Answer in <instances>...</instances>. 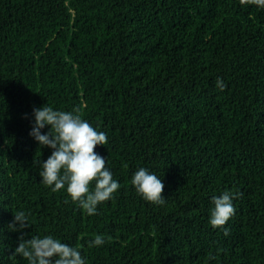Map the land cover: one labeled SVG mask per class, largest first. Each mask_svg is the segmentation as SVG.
I'll use <instances>...</instances> for the list:
<instances>
[{
  "label": "trees",
  "instance_id": "trees-1",
  "mask_svg": "<svg viewBox=\"0 0 264 264\" xmlns=\"http://www.w3.org/2000/svg\"><path fill=\"white\" fill-rule=\"evenodd\" d=\"M41 106L79 110L106 133L94 151L121 187L96 215L40 182L33 161L51 149L29 132ZM140 167L162 180L164 203L136 193ZM224 191L235 213L213 228ZM18 211L28 227H9ZM49 234L86 264H264V9L0 0V264H28L15 248ZM97 234L105 243L91 247Z\"/></svg>",
  "mask_w": 264,
  "mask_h": 264
},
{
  "label": "clouds",
  "instance_id": "clouds-1",
  "mask_svg": "<svg viewBox=\"0 0 264 264\" xmlns=\"http://www.w3.org/2000/svg\"><path fill=\"white\" fill-rule=\"evenodd\" d=\"M242 5L254 4L264 9V0H240ZM217 86L223 90L225 85L217 78ZM71 111H59L51 106H41L32 110V126L29 135L39 147L51 149L46 160L40 157L33 161L38 169L40 182L52 191L65 190L74 203H78L86 215H96L98 205L113 198L121 187L113 179L106 166L107 160L94 151L97 145H106V133L98 131L88 121ZM47 126L46 132H41ZM94 181V186L92 182ZM130 183L145 201L162 204V180L148 168L140 167L131 176ZM236 193L224 191L211 197L212 207L208 223L213 227H223L234 215L233 200ZM28 216L18 211L13 216L10 228L28 227ZM228 235V229H224ZM91 247L102 246L105 239L97 234L89 242ZM15 254L22 255L28 264H86L81 251L52 235L33 236L15 248Z\"/></svg>",
  "mask_w": 264,
  "mask_h": 264
}]
</instances>
